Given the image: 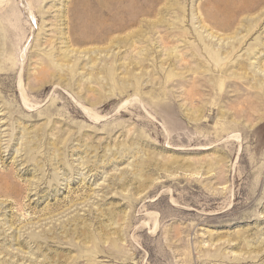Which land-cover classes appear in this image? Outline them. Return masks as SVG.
<instances>
[{"label": "rangeland", "instance_id": "374dc122", "mask_svg": "<svg viewBox=\"0 0 264 264\" xmlns=\"http://www.w3.org/2000/svg\"><path fill=\"white\" fill-rule=\"evenodd\" d=\"M0 264H264V0H0Z\"/></svg>", "mask_w": 264, "mask_h": 264}]
</instances>
